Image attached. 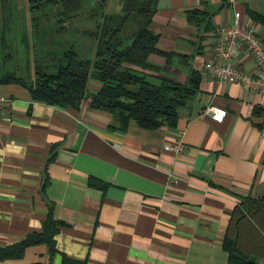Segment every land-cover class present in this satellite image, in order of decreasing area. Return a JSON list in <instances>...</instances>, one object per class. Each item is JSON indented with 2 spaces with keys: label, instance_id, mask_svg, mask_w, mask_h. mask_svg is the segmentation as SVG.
Here are the masks:
<instances>
[{
  "label": "crops",
  "instance_id": "crops-1",
  "mask_svg": "<svg viewBox=\"0 0 264 264\" xmlns=\"http://www.w3.org/2000/svg\"><path fill=\"white\" fill-rule=\"evenodd\" d=\"M29 5L0 0V75L33 72ZM118 7L106 0L107 12ZM193 8L208 23L188 21ZM235 11L264 39V0L158 1L151 22L158 45L184 55L155 58L161 71L180 81L190 68L200 73L174 126L122 124L87 101L50 104L18 83H0L7 99L0 107V247L40 230L50 207L62 221L52 253L38 243L0 264H228L222 241L239 195L264 193V97L202 68L216 26L231 23ZM232 60L253 68L243 50ZM209 104L225 108L221 121L210 118ZM177 139L182 151L164 148Z\"/></svg>",
  "mask_w": 264,
  "mask_h": 264
},
{
  "label": "trees",
  "instance_id": "trees-1",
  "mask_svg": "<svg viewBox=\"0 0 264 264\" xmlns=\"http://www.w3.org/2000/svg\"><path fill=\"white\" fill-rule=\"evenodd\" d=\"M158 1L119 0L118 9L107 12L106 0H29L31 11L38 8L37 3L55 5L42 11V18L32 14V31L39 35L33 72L3 74L0 83H18L33 99L50 104L78 108L87 101L91 108L112 112L122 124L134 120L147 129L174 126L178 108L198 91L200 73L190 68L180 81L161 71L155 58L168 63L184 55L158 45L160 33L151 27ZM202 11L189 10L188 21L199 25L205 19L208 23ZM52 33L62 38L64 33L83 36L85 44L76 47L75 41L64 38L60 51L46 49L47 40L57 41ZM239 199L222 246L228 252V264H259L264 260V193L239 195ZM52 215L50 207L40 230L0 247V260L20 258L27 246L38 243H45L52 253L53 235L62 223ZM246 223L251 227H245Z\"/></svg>",
  "mask_w": 264,
  "mask_h": 264
},
{
  "label": "built area",
  "instance_id": "built-area-1",
  "mask_svg": "<svg viewBox=\"0 0 264 264\" xmlns=\"http://www.w3.org/2000/svg\"><path fill=\"white\" fill-rule=\"evenodd\" d=\"M240 50L252 56V69L244 68L232 60ZM202 68L217 81L238 82L248 90L260 92L264 97V39L258 34L252 20L242 21L240 12L235 11L231 23L216 26L212 52L205 58ZM6 100L0 96V107ZM206 112L211 119L221 121L226 110L220 105L209 104ZM1 117L5 115L0 109ZM163 146L173 152L184 149L181 139ZM259 264H264V260L260 259Z\"/></svg>",
  "mask_w": 264,
  "mask_h": 264
},
{
  "label": "rangeland",
  "instance_id": "rangeland-1",
  "mask_svg": "<svg viewBox=\"0 0 264 264\" xmlns=\"http://www.w3.org/2000/svg\"><path fill=\"white\" fill-rule=\"evenodd\" d=\"M44 1V0H43ZM37 5H38V8L37 9H33L31 12H32V14L34 15V18H36L37 19V17L39 18V17H41L42 18V16H41V14H42V11H44V10H46V9H50V8H53L55 5H53L52 3H47L46 4V2L45 3H37ZM30 8V7H29ZM50 23L51 22H53V20H54V16H52V14H51V12H50ZM44 22H45V19L43 20ZM42 21V22H43ZM52 35L55 37V38H52V39H54V40H57V41H52L51 43H49V40H47L46 41V45H45V48L46 49H51V50H55V51H60L63 47H64V45H65V40H64V38L65 39H68V40H73V41H75L76 42V47H77V45L80 43V44H85V42H84V37L83 36H77V35H73L72 33H68V34H66V33H64L63 34V38L61 37V36H58V35H54V33H52ZM74 36V38H73V36ZM34 36L35 37H33V38H30V42H29V45L31 46V47H35V50H36V46H37V44H38V41H39V35L38 34H34ZM36 52H37V50H36ZM19 55H21V53H19ZM24 75H26V74H24Z\"/></svg>",
  "mask_w": 264,
  "mask_h": 264
}]
</instances>
